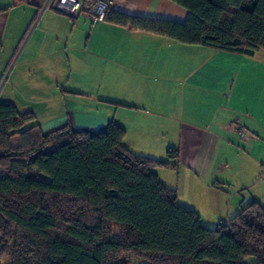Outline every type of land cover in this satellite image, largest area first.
<instances>
[{"label":"crops","instance_id":"0c3cea01","mask_svg":"<svg viewBox=\"0 0 264 264\" xmlns=\"http://www.w3.org/2000/svg\"><path fill=\"white\" fill-rule=\"evenodd\" d=\"M114 10L187 17L169 0H116ZM14 59L0 100L32 113L35 132L96 133L114 122L134 155L166 159L178 149L177 169L156 172L205 226L251 201L264 207V50L247 56L183 44L72 16L55 0H0V83ZM235 118L254 139L225 130ZM203 201L208 219L197 207Z\"/></svg>","mask_w":264,"mask_h":264},{"label":"trees","instance_id":"16d2710c","mask_svg":"<svg viewBox=\"0 0 264 264\" xmlns=\"http://www.w3.org/2000/svg\"><path fill=\"white\" fill-rule=\"evenodd\" d=\"M184 22L111 9L105 21L179 43L252 56L264 50V0H169ZM32 113L0 101V259L9 264H264V207L251 201L213 227L178 203L156 169L166 159L131 153L125 130L35 132ZM14 137L23 144L11 145ZM114 229L120 237L113 238ZM253 261L247 263V259Z\"/></svg>","mask_w":264,"mask_h":264},{"label":"built area","instance_id":"2783aa9c","mask_svg":"<svg viewBox=\"0 0 264 264\" xmlns=\"http://www.w3.org/2000/svg\"><path fill=\"white\" fill-rule=\"evenodd\" d=\"M115 2L116 0H55V7L72 16L83 14L93 21H102L108 10L115 8ZM224 128L244 141L255 138L236 118L228 121Z\"/></svg>","mask_w":264,"mask_h":264},{"label":"rangeland","instance_id":"374dc122","mask_svg":"<svg viewBox=\"0 0 264 264\" xmlns=\"http://www.w3.org/2000/svg\"><path fill=\"white\" fill-rule=\"evenodd\" d=\"M14 62H15V59L11 62V64H10L8 70H7L6 73L4 74L3 79H2V81H1V83H0V99H1V90L3 89L2 87H3V85H4V82H5L6 79H7L8 75H9L10 72H11V68L13 67ZM81 81H82V87H83L82 89H83L84 91H86L87 88H90L89 85H86L87 83H86V80H85V79H82ZM85 83H86V84H85ZM84 84H85V85H84ZM85 87H86V88H85ZM92 89H98V88H92ZM99 90H100V89H99ZM0 101H1V100H0ZM21 144H23V140H22V138L14 137L13 139H11V145H13V146H19V145H21ZM180 191L182 192V188H180ZM177 198H178V196H177ZM200 205H201V206H200ZM197 207H198L199 211H202V213H203L202 219H208L207 217H208L210 214H207L206 211H205V210H207V208H208L206 202L203 201V202L200 203ZM204 209H205V210H204ZM208 211L210 212L209 209H208ZM199 216H200V215H199ZM200 219H201V216H200ZM214 223H215V224H214ZM216 223H217V222H215V220L212 219V222H210V224H207V225H209L210 227H213V226L216 225ZM212 225H213V226H212ZM209 226H208V227H209ZM119 237H120L119 230L114 229L113 238H114V239H118ZM127 259H128V263H129V264H151V263H149L148 261L141 260V259H132V258L129 257V256L127 257ZM252 261H253L252 258H248V259H247V263H250V262H252ZM9 262H10V257H9V255H4V256L0 259V264H9Z\"/></svg>","mask_w":264,"mask_h":264}]
</instances>
